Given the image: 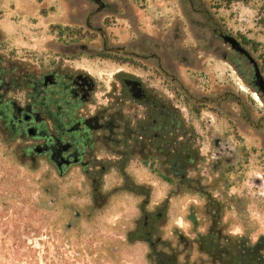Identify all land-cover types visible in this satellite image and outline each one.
<instances>
[{
  "label": "rangeland",
  "instance_id": "obj_1",
  "mask_svg": "<svg viewBox=\"0 0 264 264\" xmlns=\"http://www.w3.org/2000/svg\"><path fill=\"white\" fill-rule=\"evenodd\" d=\"M106 2L111 11L93 22L103 24L108 44L139 55L167 54L183 89L157 78L151 58L103 53L102 38L85 32L94 7L87 0H0V56L41 59L47 67L56 61L88 73L96 86L92 103L100 107L116 92L115 77L139 78L173 100L195 164L181 185L166 182L159 165L134 162L120 171L112 155L99 152L105 172L94 183L77 166L59 177L49 163H22L15 145L0 139V264H28L30 247L37 264H156L160 252L176 254L180 264H222L202 237L210 234L226 246L264 236V101L231 64L248 76V62L213 29L235 37L264 77V0ZM259 121L261 127L253 126ZM214 137L235 149L230 163H214ZM143 212L153 214L148 234L139 236Z\"/></svg>",
  "mask_w": 264,
  "mask_h": 264
},
{
  "label": "flooded vegetation",
  "instance_id": "obj_2",
  "mask_svg": "<svg viewBox=\"0 0 264 264\" xmlns=\"http://www.w3.org/2000/svg\"><path fill=\"white\" fill-rule=\"evenodd\" d=\"M87 1L94 7L85 18V32L100 37L104 34L105 41L102 38L101 45L103 53L119 54L129 61L130 58H151L155 62L157 78L161 76L162 80L169 79L183 89L173 75V61L167 54L139 55L134 50L125 49V45L121 50L108 44L103 24H95L93 19L102 11H111V7L106 0H98L100 5L95 0ZM213 33L215 37L221 35L217 28L213 29ZM222 58L226 59V55L223 54ZM183 62L188 64L187 60ZM231 64L244 82L254 90V95L264 101L251 84L250 64L248 63V76L244 75L238 64ZM131 79L139 83L134 87L135 90L140 88L137 91L138 98L133 97ZM113 82L118 87L112 93L113 97L108 99L104 107L95 106L92 99L96 95V86L88 73L62 68L56 61L47 67L41 59L34 63H20L4 60L0 56V139L15 145L22 163L34 164L37 160L49 163L59 177L77 166L94 183L105 172L103 157L98 155L99 152L112 155L111 163L114 166L134 162L157 166L172 164L174 156H166L160 151L158 139L160 133L173 128L176 110L173 100L149 89L142 80L128 74L115 77ZM185 94L192 102L199 101L188 93ZM209 100L211 99H201L202 102ZM150 111L152 115L149 114ZM178 113L184 122L179 111ZM247 120L250 118L247 117ZM169 125L171 126L168 127ZM253 126L258 128L262 123L259 121ZM170 136L173 140V131ZM184 137H179L178 140L186 141L183 140ZM213 145V161L216 164L222 160L228 164L237 155L235 149L222 138L214 137ZM188 170L180 173L181 179L186 177ZM152 214L153 212H143L142 226L136 231L139 236L148 234V217ZM159 216L160 212L156 211L155 217ZM262 241L264 242V236H259L252 244L248 243L257 245ZM148 244L154 249L157 245L153 242ZM263 249L264 246L260 253Z\"/></svg>",
  "mask_w": 264,
  "mask_h": 264
},
{
  "label": "trees",
  "instance_id": "obj_3",
  "mask_svg": "<svg viewBox=\"0 0 264 264\" xmlns=\"http://www.w3.org/2000/svg\"><path fill=\"white\" fill-rule=\"evenodd\" d=\"M152 115V112H149ZM169 125L168 127H170ZM173 131V140H171L170 133ZM188 129L185 127L183 120L180 119L178 111L174 112L173 128H169L167 131L160 133L158 139V145L160 151L162 150L166 156L173 155L174 162L159 164V170L161 171L162 178L166 182H171L174 179L179 181L181 185L184 184L185 178H180V173H184L187 169H190L195 164L196 150L191 148V145L186 141L178 140L179 137L186 136ZM163 137V138H162ZM188 158H185L187 157ZM122 171L123 166H118ZM52 230L56 231L58 228L55 223H51ZM202 246L207 253L215 261L222 264H264V258H262L260 250L264 246V242L257 245L244 244L242 242H234V244H227L222 246L219 244L217 237H213L208 234L200 239ZM156 264H180L177 261L176 254L157 253ZM28 264H37V250L30 247V255Z\"/></svg>",
  "mask_w": 264,
  "mask_h": 264
},
{
  "label": "water",
  "instance_id": "obj_4",
  "mask_svg": "<svg viewBox=\"0 0 264 264\" xmlns=\"http://www.w3.org/2000/svg\"><path fill=\"white\" fill-rule=\"evenodd\" d=\"M95 1H96V3H99L98 0H95ZM99 5H100V3H99ZM101 38H103V40L105 41L104 34H101ZM220 38L222 40V43L224 45H226L229 48L230 51H232L235 54H239V55L243 56L247 60V62L250 64L251 70H252V83L251 84L255 88L256 93L260 94L264 98V77L261 74L256 61L251 57V55L244 48V46L235 37H233L232 35H230V34H221ZM118 52L119 51H117V53ZM130 84L132 86L131 91L133 93V97L134 98H138L139 96L137 94V91H140V88H138L139 90L138 89H136V90L134 89L135 84H139L138 81H135L133 79ZM67 228H69V225L67 226Z\"/></svg>",
  "mask_w": 264,
  "mask_h": 264
}]
</instances>
